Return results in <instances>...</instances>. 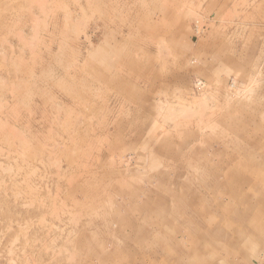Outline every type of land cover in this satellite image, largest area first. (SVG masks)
Wrapping results in <instances>:
<instances>
[{"label":"rangeland","instance_id":"obj_1","mask_svg":"<svg viewBox=\"0 0 264 264\" xmlns=\"http://www.w3.org/2000/svg\"><path fill=\"white\" fill-rule=\"evenodd\" d=\"M0 264H264V0H0Z\"/></svg>","mask_w":264,"mask_h":264}]
</instances>
